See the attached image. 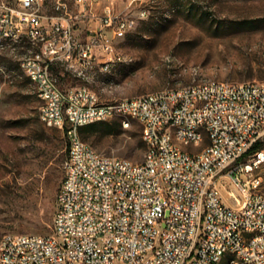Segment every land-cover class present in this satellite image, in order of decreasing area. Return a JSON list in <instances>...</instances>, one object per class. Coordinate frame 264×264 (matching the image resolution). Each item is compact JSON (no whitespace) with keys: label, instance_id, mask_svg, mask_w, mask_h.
<instances>
[{"label":"built area","instance_id":"2783aa9c","mask_svg":"<svg viewBox=\"0 0 264 264\" xmlns=\"http://www.w3.org/2000/svg\"><path fill=\"white\" fill-rule=\"evenodd\" d=\"M49 1L0 0V76L8 80L2 58L15 61L29 41L34 58L23 64L33 65L40 118L63 130L69 146L53 234L5 235L0 264H218L232 252L241 264H264V194L254 173L264 151L243 160L264 127V81L192 83L104 103L90 85L120 62L113 42L148 9L134 18L112 0L98 15L102 0H72L80 8L72 15L65 0H53L55 14L47 15ZM80 22L88 23L85 40ZM59 67L80 85L63 88ZM124 113L144 119V142L154 146L141 163L103 156L80 134ZM197 130L209 131L202 153L173 143L182 135L196 145Z\"/></svg>","mask_w":264,"mask_h":264},{"label":"rangeland","instance_id":"374dc122","mask_svg":"<svg viewBox=\"0 0 264 264\" xmlns=\"http://www.w3.org/2000/svg\"><path fill=\"white\" fill-rule=\"evenodd\" d=\"M65 1L70 14H79L72 0ZM111 3L102 0L96 6L98 15ZM141 8L148 9L149 16L113 42L121 61L107 73L98 72L97 83L90 85L102 102L205 80L264 81V0H152L131 6L129 0L116 2L117 12L134 18ZM46 14H55L53 0ZM76 31L85 36L88 24L78 23ZM2 64L10 68L2 72L8 74L7 81L0 76V241L7 234L50 236L68 140L63 130L42 122L36 86L17 62L2 58ZM54 72L66 88L81 83L64 67ZM124 119L96 123L84 132V141L103 156L141 163L147 151L143 125ZM260 140L264 143V127ZM207 144L205 140L199 147H184L197 153ZM254 173L262 179L264 194V163Z\"/></svg>","mask_w":264,"mask_h":264},{"label":"bare ground","instance_id":"6f19581e","mask_svg":"<svg viewBox=\"0 0 264 264\" xmlns=\"http://www.w3.org/2000/svg\"><path fill=\"white\" fill-rule=\"evenodd\" d=\"M21 48H24V49H23V51H21L19 53V55H15V61L17 62L18 66L24 71V74L26 73V75L30 78V80H32L33 65H25V67H24L23 63H27V62H29V60L31 58H34V49L31 48V44H29V41H21ZM119 60L121 61V58H119ZM9 66L10 65H8V67H7V65L2 64V72H5L6 70H8V68H10ZM107 72H109V71H102V73H107ZM11 75H13V74H11ZM11 75L9 74V76H11ZM94 82H96V81H92V84ZM217 83H218V81H216V80H205V81H202L199 83H194V84L196 86H198V88H207L211 84H217ZM225 83H228V82H225ZM33 84L36 86V83H33ZM93 92H96V91L93 90ZM117 101L128 102V98L122 99V100H115V101L113 100L112 102H109V103H115ZM41 102H42V99H41ZM41 111H42V105L40 108V115H41ZM114 118H117V117H112V119H114ZM124 118L137 119V120H139V122L144 127V119H138L136 114L124 113ZM128 126H129V124H128ZM205 140H207L209 143V131L197 130L196 145H194V146H197V147L201 146ZM173 143L177 146H184L185 145V138L182 135H175V136H173ZM200 153H202V151L197 152V153L188 151V155H198ZM146 154H154V146H147ZM1 253H2V245H1V241H0V255H1ZM218 264H241L240 252L226 253V257L223 259H219Z\"/></svg>","mask_w":264,"mask_h":264},{"label":"trees","instance_id":"16d2710c","mask_svg":"<svg viewBox=\"0 0 264 264\" xmlns=\"http://www.w3.org/2000/svg\"><path fill=\"white\" fill-rule=\"evenodd\" d=\"M96 124V123H95ZM95 124H91V125H88V126H85V127H82L81 129H80V134H81V136H82V138H83V134H84V132L87 130V129H90V128H93L94 126H95ZM83 140H84V138H83ZM69 148V146H68V144H67V155H68V149ZM263 149H264V143H263V141L262 140H258L253 146H252V148L250 149V151L248 152V154L244 157V159L243 160H246L249 156H251V155H253V154H255V153H257V152H259V151H263ZM59 192V191H58ZM58 195V194H57Z\"/></svg>","mask_w":264,"mask_h":264},{"label":"crops","instance_id":"0c3cea01","mask_svg":"<svg viewBox=\"0 0 264 264\" xmlns=\"http://www.w3.org/2000/svg\"><path fill=\"white\" fill-rule=\"evenodd\" d=\"M88 24V23H87ZM92 25H97V21L95 22V21H93L92 22ZM77 32V34L79 35V37H80V39H82V40H85V39H87V35H88V32H86V35L84 36V35H82L80 32H78V31H76ZM62 84V86H63V88H66V87H64V84L65 83H61ZM66 89H68V88H66Z\"/></svg>","mask_w":264,"mask_h":264}]
</instances>
